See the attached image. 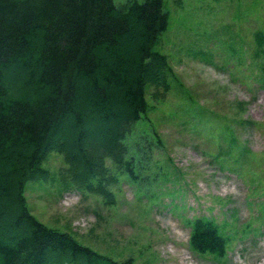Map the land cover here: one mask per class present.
Instances as JSON below:
<instances>
[{"label": "rangeland", "instance_id": "rangeland-1", "mask_svg": "<svg viewBox=\"0 0 264 264\" xmlns=\"http://www.w3.org/2000/svg\"><path fill=\"white\" fill-rule=\"evenodd\" d=\"M164 7L169 26L157 49L172 68L171 88L165 96L153 83L146 88L164 143L150 166L164 178L134 181L117 150L87 140L95 178L82 184L67 152L51 148L44 174L26 184L28 206L48 226L132 264H264V0H164ZM8 73L19 88L25 74ZM70 123L60 135L73 151ZM130 126L132 135L148 128ZM207 219L228 239L221 254L190 245L191 223Z\"/></svg>", "mask_w": 264, "mask_h": 264}, {"label": "trees", "instance_id": "trees-1", "mask_svg": "<svg viewBox=\"0 0 264 264\" xmlns=\"http://www.w3.org/2000/svg\"><path fill=\"white\" fill-rule=\"evenodd\" d=\"M168 26L164 0H0V264H132L45 224L24 190L44 174L51 148L67 152L82 184L93 180L97 163L87 140L117 150L130 179L157 181L150 157L164 143L148 115L146 88L153 83L163 96L171 88L172 68L157 49ZM16 70L25 74L19 88L8 73ZM70 122L73 151L60 135ZM137 122L148 128L132 135ZM192 224L194 250L224 252L228 239L218 224Z\"/></svg>", "mask_w": 264, "mask_h": 264}]
</instances>
